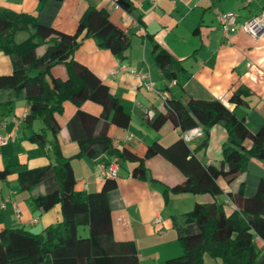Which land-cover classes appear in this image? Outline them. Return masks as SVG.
<instances>
[{
	"label": "trees",
	"instance_id": "trees-1",
	"mask_svg": "<svg viewBox=\"0 0 264 264\" xmlns=\"http://www.w3.org/2000/svg\"><path fill=\"white\" fill-rule=\"evenodd\" d=\"M37 1L36 15L0 9V51L9 57L12 66L10 74L0 75V89L8 93L0 101V116L12 112L15 99H24L28 104L24 123L31 127L35 121L40 122L27 138L41 149L51 144L54 156L48 165L39 168L21 170L17 164L7 165L0 170V178L17 172L20 184L29 191L30 204L42 211L59 205L60 218L39 233L19 226L3 227L0 264H139L133 241L113 239L110 194L116 187V178L103 177L97 191L75 189L70 159L61 155L58 143L60 125L56 116L65 101L76 105L68 125L72 139L79 144V155L97 157L106 153L135 162L132 176L144 179V159L160 154L184 175L180 183L160 185L165 196L208 193L214 198L212 202L195 203L181 221L174 223L182 252L166 258L163 264H204L205 255L220 264H264V252L256 245L257 238L264 241V172L251 176L253 179L246 176L235 191L224 192L217 183L219 177L230 184L246 174L252 160L264 166V125L252 132L243 117H237L232 108L218 99H189L182 103L167 95L165 112L155 111L149 125L159 129L170 122L181 132L201 127L203 139L197 147L190 149L181 137L167 146L154 141L140 157L125 145L114 146L106 134L107 116L111 113L110 121L125 127L130 112L73 54L84 37H92L99 47L108 49L122 62L130 47L129 37L105 10L95 7L87 8L74 33L60 31L52 21L63 0ZM123 8L131 11L129 3ZM30 28L33 31L26 38L15 40L18 31ZM39 46H44L41 54L36 52ZM152 57L162 74L169 78L175 74V61L157 43L153 44ZM56 65L64 66L65 78L53 74ZM245 93L242 88L234 91L228 103L234 107L242 105ZM86 100L102 106L101 117L105 121L100 124L99 117L80 108ZM216 124L226 130L227 139L221 147L219 164L205 165L195 152L208 145L209 129ZM111 159L101 160L104 162L100 167ZM79 227L86 233L78 234Z\"/></svg>",
	"mask_w": 264,
	"mask_h": 264
},
{
	"label": "crops",
	"instance_id": "crops-1",
	"mask_svg": "<svg viewBox=\"0 0 264 264\" xmlns=\"http://www.w3.org/2000/svg\"><path fill=\"white\" fill-rule=\"evenodd\" d=\"M128 3L130 12L115 0H63L52 21L56 29L74 33L87 8L105 10L130 39L122 63L149 74L154 90H148L129 72H113L120 61L108 49L99 47L92 37H84L73 54L74 59L90 68L130 112L125 127L111 122V113L107 116L106 134L114 146L125 145L140 157L154 141L167 146L181 137L190 149L197 147L203 139L201 127L181 132L170 122L159 129L149 125L148 120L155 111L165 112L167 95L182 103L189 99H218L232 108L237 117H243L252 132L264 125V32L253 38L236 27L226 43L216 18L217 10L236 13L239 21L254 16L264 18V0H128ZM0 9L36 15L39 4L37 0H0ZM32 31V28L18 31L15 38L18 33L29 35ZM23 39L24 36L20 40ZM154 43L166 49L175 61L176 72L170 78L160 72L152 57ZM43 50L44 46H39L36 52L41 54ZM11 70L9 57L0 51V75L10 74ZM52 72L56 77L66 76L63 65L54 66ZM240 88L247 91L244 103L234 107L228 99ZM7 95V91L0 89V101ZM80 108L99 117L100 124L105 121L100 104L86 100ZM75 112L76 105L65 101L62 112L56 116L60 125V153L70 159L75 189L97 191L103 184L98 172L104 162L101 160L115 156L79 155V144L72 139L68 125ZM27 113L28 104L18 98L13 102L12 112L0 116V170L12 164H17L21 170L43 167L54 156L51 144L41 149L27 138L40 126L39 121L27 126L24 123ZM75 130H79L78 126ZM98 132L97 128L95 133ZM128 134L132 139L125 141ZM226 139V130L221 125L210 127L208 145L195 152L200 162L217 166ZM245 145L248 147L249 143ZM118 161L116 187L110 194L113 239L133 241L139 252V264H163L166 258L182 252L174 223L181 221L182 215L195 203L212 202L214 198L208 193H168L165 196L160 185L180 183L184 175L178 166L160 154L144 159V179L132 176L135 162L120 158ZM262 172L264 166L252 160L246 174L230 184L219 177L217 183L224 192L235 191L246 176L253 179L251 176ZM39 190L42 191L43 186ZM230 207L226 206L228 212ZM156 217L159 222H155ZM0 218V231L3 227L19 226L39 233L59 220L60 207L55 205L42 211L31 205L29 191L20 184L14 171L0 178ZM256 245L264 252V241L257 238ZM204 264L220 262L205 255Z\"/></svg>",
	"mask_w": 264,
	"mask_h": 264
},
{
	"label": "built area",
	"instance_id": "built-area-1",
	"mask_svg": "<svg viewBox=\"0 0 264 264\" xmlns=\"http://www.w3.org/2000/svg\"><path fill=\"white\" fill-rule=\"evenodd\" d=\"M155 1V0H151ZM216 18L222 30L224 42L228 43L232 32L236 27L241 28L243 31L248 33L253 38H258L262 32H264V18L260 16H254L248 19L239 21L238 15L232 12L216 11ZM115 71H126L129 72L136 79L140 80L142 84L148 90H154L153 84L150 80L147 72L137 71L135 68L126 65L122 62L113 70ZM132 135L128 134L125 137V141H130ZM119 161L117 157H113L106 165L99 168L98 172L102 177L115 179L118 176ZM159 217L155 218V222H159Z\"/></svg>",
	"mask_w": 264,
	"mask_h": 264
},
{
	"label": "rangeland",
	"instance_id": "rangeland-1",
	"mask_svg": "<svg viewBox=\"0 0 264 264\" xmlns=\"http://www.w3.org/2000/svg\"><path fill=\"white\" fill-rule=\"evenodd\" d=\"M22 36H24V38L25 37H27L28 35L27 34H25V33H18V35H17V37L15 38L16 39V41H19L21 38H22ZM21 41V40H20ZM217 199H220V197H218ZM86 232H84L83 231V228L82 227H79L78 228V234H85Z\"/></svg>",
	"mask_w": 264,
	"mask_h": 264
},
{
	"label": "water",
	"instance_id": "water-1",
	"mask_svg": "<svg viewBox=\"0 0 264 264\" xmlns=\"http://www.w3.org/2000/svg\"><path fill=\"white\" fill-rule=\"evenodd\" d=\"M117 4L123 6V7H127L128 3L125 0H115Z\"/></svg>",
	"mask_w": 264,
	"mask_h": 264
}]
</instances>
